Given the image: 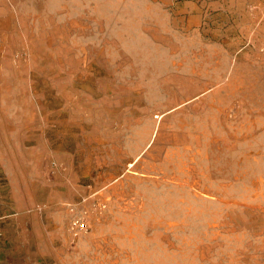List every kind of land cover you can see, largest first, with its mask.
<instances>
[{
    "label": "rangeland",
    "instance_id": "obj_1",
    "mask_svg": "<svg viewBox=\"0 0 264 264\" xmlns=\"http://www.w3.org/2000/svg\"><path fill=\"white\" fill-rule=\"evenodd\" d=\"M0 264H264V0H0Z\"/></svg>",
    "mask_w": 264,
    "mask_h": 264
},
{
    "label": "built area",
    "instance_id": "obj_2",
    "mask_svg": "<svg viewBox=\"0 0 264 264\" xmlns=\"http://www.w3.org/2000/svg\"><path fill=\"white\" fill-rule=\"evenodd\" d=\"M76 224H77L78 230H83L84 228L85 229L87 228L86 222H84L83 224H81V223L78 222Z\"/></svg>",
    "mask_w": 264,
    "mask_h": 264
}]
</instances>
